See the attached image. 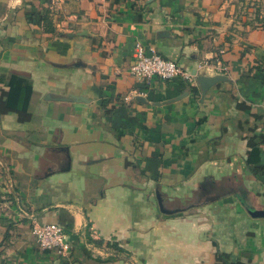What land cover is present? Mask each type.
Listing matches in <instances>:
<instances>
[{
  "label": "crops",
  "instance_id": "obj_1",
  "mask_svg": "<svg viewBox=\"0 0 264 264\" xmlns=\"http://www.w3.org/2000/svg\"><path fill=\"white\" fill-rule=\"evenodd\" d=\"M227 1L0 0V264H264V25ZM136 45L190 78H134ZM193 70L229 81L200 103Z\"/></svg>",
  "mask_w": 264,
  "mask_h": 264
},
{
  "label": "built area",
  "instance_id": "obj_2",
  "mask_svg": "<svg viewBox=\"0 0 264 264\" xmlns=\"http://www.w3.org/2000/svg\"><path fill=\"white\" fill-rule=\"evenodd\" d=\"M129 72L134 78L145 81L147 85L153 77L162 82H169L178 76L183 79L190 78L175 62L162 58L152 50L147 51L140 45L135 46L134 63ZM32 234L38 248L43 252L61 253L68 250L66 235L57 224L36 227Z\"/></svg>",
  "mask_w": 264,
  "mask_h": 264
},
{
  "label": "trees",
  "instance_id": "obj_3",
  "mask_svg": "<svg viewBox=\"0 0 264 264\" xmlns=\"http://www.w3.org/2000/svg\"><path fill=\"white\" fill-rule=\"evenodd\" d=\"M40 25L45 30V32H53L52 24L49 20L48 11L44 12L42 17H40ZM249 26H251L250 23H249ZM251 28H252V26H251ZM12 78L14 79L15 77H12ZM9 84H10L11 88L14 86V82H12V81L9 82ZM190 89L195 95H198L195 87H191ZM26 91L28 92V96H29V93H30L29 87L26 88ZM27 98L28 97H25V99H26L25 104H24L25 106L22 109L18 108L16 105H14V103H12L11 99H9L8 94L6 95V98H5L6 108L17 111L18 112L17 114L19 116V120L22 122H25L29 119V114L27 113V110H26ZM263 126H264V122H263ZM256 139H257L256 135H253L252 137H250L248 139V142H247L248 147H249V156H248L247 162L249 165L255 164L256 160L254 161L255 158L253 159L252 157L258 156L257 141H255ZM71 228H72V225H71V221H70L69 224L67 225V227L63 228V232L68 235L71 232L70 231ZM214 264H244V263H241L239 261L234 262L231 260V256L229 254L223 253L220 251H216L215 257H214Z\"/></svg>",
  "mask_w": 264,
  "mask_h": 264
},
{
  "label": "water",
  "instance_id": "obj_4",
  "mask_svg": "<svg viewBox=\"0 0 264 264\" xmlns=\"http://www.w3.org/2000/svg\"><path fill=\"white\" fill-rule=\"evenodd\" d=\"M71 36V35H68ZM191 75L194 77L195 83L197 85V88L199 90V102L202 103L204 96L206 95V93L215 85L221 83V82H225V81H229V79L224 76V75H213V76H207L205 73L201 72V73H197L196 70H193ZM185 96V94L183 95ZM72 99L76 100L77 97H68V98H62V100H66V101H71ZM156 199H157V204L159 207V211L162 214L165 215H171L174 214L176 212H178V210L175 211H167L163 208L161 199L159 197L158 194H156ZM251 217L257 218V217H264V212L261 211H254V212H249Z\"/></svg>",
  "mask_w": 264,
  "mask_h": 264
},
{
  "label": "rangeland",
  "instance_id": "obj_5",
  "mask_svg": "<svg viewBox=\"0 0 264 264\" xmlns=\"http://www.w3.org/2000/svg\"><path fill=\"white\" fill-rule=\"evenodd\" d=\"M227 5L233 12L245 17L246 24L250 23L252 27L264 25V0H228Z\"/></svg>",
  "mask_w": 264,
  "mask_h": 264
}]
</instances>
